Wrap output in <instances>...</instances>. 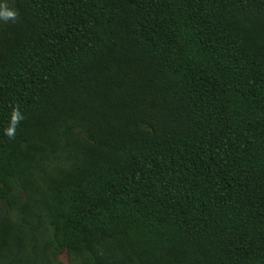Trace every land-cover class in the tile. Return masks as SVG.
Here are the masks:
<instances>
[{
  "label": "trees",
  "instance_id": "1",
  "mask_svg": "<svg viewBox=\"0 0 264 264\" xmlns=\"http://www.w3.org/2000/svg\"><path fill=\"white\" fill-rule=\"evenodd\" d=\"M0 7V264H264V0Z\"/></svg>",
  "mask_w": 264,
  "mask_h": 264
},
{
  "label": "clouds",
  "instance_id": "2",
  "mask_svg": "<svg viewBox=\"0 0 264 264\" xmlns=\"http://www.w3.org/2000/svg\"><path fill=\"white\" fill-rule=\"evenodd\" d=\"M17 13L15 10L6 8V7H0V19H3L4 21L8 20H15ZM8 135H12V132L9 131Z\"/></svg>",
  "mask_w": 264,
  "mask_h": 264
},
{
  "label": "rangeland",
  "instance_id": "3",
  "mask_svg": "<svg viewBox=\"0 0 264 264\" xmlns=\"http://www.w3.org/2000/svg\"><path fill=\"white\" fill-rule=\"evenodd\" d=\"M59 258L61 259V261L64 263V264H68V257H67V253H63L59 256Z\"/></svg>",
  "mask_w": 264,
  "mask_h": 264
}]
</instances>
